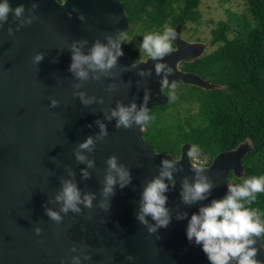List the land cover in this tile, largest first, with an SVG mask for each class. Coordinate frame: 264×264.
Wrapping results in <instances>:
<instances>
[{
  "label": "water",
  "instance_id": "obj_1",
  "mask_svg": "<svg viewBox=\"0 0 264 264\" xmlns=\"http://www.w3.org/2000/svg\"><path fill=\"white\" fill-rule=\"evenodd\" d=\"M9 4L13 10L22 5L24 12L15 17L10 11L0 22V264H74L73 257L79 264H209L200 246L186 239L188 220L226 195L231 173L245 176L242 161L254 149L253 142L247 138L215 155L201 173L213 185L207 198L185 204L183 183L196 179L194 161L187 155L193 144L184 143L176 161L172 153L156 151L144 136V126L117 128L116 118L106 117L118 103H135L139 109L146 93L150 115L155 106L169 104L161 86L165 72L157 74L156 63L172 68L166 76L169 85L224 88L181 67L182 62L203 56L212 43L185 39L180 24L175 29V51L162 60L132 62L121 44L123 55L107 74L90 70L88 79L81 81L69 71L73 44L87 54L97 40L107 44L109 37L116 40L118 34L129 32L123 0H9ZM79 41L86 43L81 46ZM37 54L43 55L39 63L34 62ZM81 92L92 102L82 103ZM53 99L57 105L50 107ZM100 123L107 135L97 139ZM88 137L94 140L91 152L78 147ZM77 151L85 155L84 162L77 161ZM113 155L131 180L123 188L117 183L106 197V161ZM165 159L175 162L172 181L165 178L170 222L149 233L137 214L145 186L159 176ZM88 160L93 167L87 166ZM82 170L88 178H83ZM64 180L75 183L82 198L94 194L92 207L81 204L78 213L60 212L62 205L55 197ZM46 209L57 211L60 222L51 220ZM183 213L187 217L178 219ZM146 219L156 223L151 216ZM36 227L42 230L39 235ZM254 246L256 259L264 264L263 240L257 238Z\"/></svg>",
  "mask_w": 264,
  "mask_h": 264
},
{
  "label": "trees",
  "instance_id": "obj_2",
  "mask_svg": "<svg viewBox=\"0 0 264 264\" xmlns=\"http://www.w3.org/2000/svg\"><path fill=\"white\" fill-rule=\"evenodd\" d=\"M203 1L123 0L131 29L126 33L129 40L122 44L132 62L148 57L139 48L144 35L163 32L166 27L175 30L180 24L183 32L198 22ZM220 2L229 3L227 17L215 23L210 38L203 39L216 48L181 65L225 87L206 90L177 83V98L153 108L154 119L144 125L143 133L156 151L175 157L180 156L184 143H192L199 149L197 159L205 157L207 165L215 155L249 138L254 149L243 158L245 176L230 175V182L239 184L264 174V0ZM176 107L180 109L171 110ZM248 207L264 212V193H258Z\"/></svg>",
  "mask_w": 264,
  "mask_h": 264
},
{
  "label": "clouds",
  "instance_id": "obj_3",
  "mask_svg": "<svg viewBox=\"0 0 264 264\" xmlns=\"http://www.w3.org/2000/svg\"><path fill=\"white\" fill-rule=\"evenodd\" d=\"M14 12L15 17H20L24 12V7L18 6L14 10L11 9L9 0H0V22H4L8 18L9 12ZM80 19H83L81 15ZM31 23V19H28ZM11 31V30H10ZM177 38L176 31L171 27H166L163 32L149 33L143 36L142 43L139 48L148 57L153 59H163L166 55L175 51L173 41ZM126 33H120L116 40L108 38L107 44H102L97 40L90 51L85 54L81 52L77 44L72 46L71 63L69 71L81 81L87 80L89 71L107 74L108 70L116 65L117 58L123 55L121 48L122 42L128 41ZM83 46L86 41L77 42ZM143 56V55H142ZM43 59L42 54L34 57V62L39 63ZM155 70L157 74L161 71L165 72V78L161 81L162 88L166 91V96L170 101H174L177 91V83L173 82L169 85L166 76L172 73V68L165 63H156ZM99 79V77H94ZM80 87V85H76ZM82 103L89 104L91 99H86L83 92L78 94ZM149 97L147 93L144 97V104L137 109L135 103L130 106L117 104L107 119L116 118L117 128H131L133 123L136 126H144L154 119L149 114L146 107ZM57 105L56 100H51L50 107ZM99 123V121L97 122ZM100 135L97 139L107 135L105 125L100 123ZM94 140L92 137L86 138L79 144V149L93 150ZM199 149L197 146H191L187 155L194 161V171L196 179L194 183L189 184L185 179L181 191V199L185 204L195 203L207 198V194L213 187L211 181L202 175L203 169L207 167V161L198 160ZM76 159L79 162L86 160L85 155L77 151ZM180 157H176L179 161ZM93 161L88 160L87 166L93 167ZM109 173L105 177L103 195L109 196L113 193L114 186L119 183L120 187L126 186L131 176L128 170L118 164L115 155L109 156L107 161ZM175 168V162L165 159L162 161V170L157 178L150 181L144 188L142 193V201L137 219L148 226L149 233L156 231L157 227H166L170 222L169 210L165 207L167 197L165 193L169 190L165 178L172 181V170ZM83 178H88L89 173L82 170ZM115 173V175H113ZM71 175V171H69ZM258 193H264V174L252 176L245 179L242 183H229L226 195L221 199H214L212 202L203 206L197 213L191 215L185 230L186 239L195 245H199L202 252L206 255L209 264H261L256 259L258 249L254 246L257 238L264 240V212L248 207L256 200ZM94 194H85L81 197V192L71 180H64L60 193L55 197L57 202H61L60 212L68 213L72 211L78 213L81 211L80 205L86 208L92 207ZM102 208L106 205L102 203ZM48 217L56 222H60L61 216L57 211L46 209ZM156 222L154 225L149 224L146 217ZM187 217V213L178 216V219ZM41 228L36 227L35 233L39 235ZM74 264H79L77 257L72 258ZM132 259V257H128ZM63 264V262H62Z\"/></svg>",
  "mask_w": 264,
  "mask_h": 264
},
{
  "label": "rangeland",
  "instance_id": "obj_4",
  "mask_svg": "<svg viewBox=\"0 0 264 264\" xmlns=\"http://www.w3.org/2000/svg\"><path fill=\"white\" fill-rule=\"evenodd\" d=\"M229 3H221L220 0H204L201 8L199 10L200 12V19L198 22L191 23L188 25L187 29L182 32V36L189 40V41H197L198 37H201L203 42H211L203 39H208L211 36V29L215 25V23L220 19H225L227 17L225 7H228ZM241 9H243V6H241ZM197 29V30H196ZM142 43V41H139ZM216 48V46H210L207 51H212ZM182 67V65H181ZM190 106V105H189ZM180 109V107H176L171 109L177 110ZM197 158H200V155L198 153ZM205 160L204 158H201Z\"/></svg>",
  "mask_w": 264,
  "mask_h": 264
},
{
  "label": "flooded vegetation",
  "instance_id": "obj_5",
  "mask_svg": "<svg viewBox=\"0 0 264 264\" xmlns=\"http://www.w3.org/2000/svg\"><path fill=\"white\" fill-rule=\"evenodd\" d=\"M63 1V0H62ZM164 92H165V90H164Z\"/></svg>",
  "mask_w": 264,
  "mask_h": 264
}]
</instances>
